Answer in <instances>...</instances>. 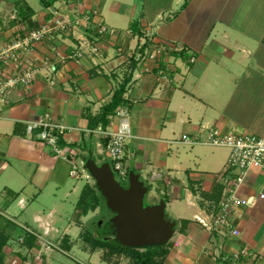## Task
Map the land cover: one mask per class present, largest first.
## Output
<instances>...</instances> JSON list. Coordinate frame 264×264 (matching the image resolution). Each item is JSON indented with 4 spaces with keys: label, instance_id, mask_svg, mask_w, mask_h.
<instances>
[{
    "label": "crops",
    "instance_id": "obj_1",
    "mask_svg": "<svg viewBox=\"0 0 264 264\" xmlns=\"http://www.w3.org/2000/svg\"><path fill=\"white\" fill-rule=\"evenodd\" d=\"M95 10L115 30L101 38L97 63L90 53L80 62L58 61L59 53L74 52L77 36L86 31L79 27L57 34L24 57L38 59L41 66L34 82L0 96L2 204L10 210L16 201L27 218L24 226L48 224L56 243L65 241V254L84 258L79 264H133L125 255L111 256L83 241L91 213L77 205L87 185L97 187L93 170L112 169L106 135L119 123L116 110L128 106L133 129L126 145L129 177L139 176L148 189L146 204L164 201L167 219L175 223L162 264H231L232 254L244 248L264 256V198L238 209V236L211 233L197 222L221 199L219 173L229 150L181 140L183 134L203 140L205 127L211 126L264 134V0H0V48L57 14L75 18ZM151 36L183 50L168 57L167 79L157 71L140 72L134 64ZM125 82L124 102L107 112ZM45 112L66 126L60 143L67 158L31 131L29 122ZM74 164L79 176L71 172ZM261 193L264 165L253 166L238 191L240 197ZM2 213L18 220L19 215ZM112 216L97 220L92 232L96 235ZM18 225L9 229L4 222L0 228L22 235ZM240 264L254 262L242 259Z\"/></svg>",
    "mask_w": 264,
    "mask_h": 264
},
{
    "label": "built area",
    "instance_id": "obj_2",
    "mask_svg": "<svg viewBox=\"0 0 264 264\" xmlns=\"http://www.w3.org/2000/svg\"><path fill=\"white\" fill-rule=\"evenodd\" d=\"M97 10L90 11L82 16L71 18L65 15H55L50 21L33 28L25 33H19L11 39L4 47L0 48V96H4L8 91L17 86L30 85L34 82L37 74L41 71V66L37 65L34 59L29 62L24 57L27 54L34 55L35 46L45 42L52 36L65 32L75 33L77 28L82 27L85 33L77 36L75 50L71 54L58 55V61L64 63L67 59H74L77 62L88 53L92 55L93 61L101 54L100 40L107 33H115L106 23L99 18ZM154 36L149 38L147 47H141L137 55V62L140 72L151 73L157 71L161 78L167 79L170 75L169 67L171 62L168 57L173 52L183 51L174 42L160 39L155 40ZM191 62L196 61V56H189ZM45 66H50V61H44ZM54 83V82H53ZM115 116L119 123L115 130L107 135L106 153L111 161L112 169L121 182L129 178L128 157L126 152L127 142L133 137V129L130 122L131 112L128 106L119 107ZM31 131L37 138L48 145H51L56 154L67 158L65 150L61 147V136L64 134L66 126L61 121H57L50 112L43 113L29 122ZM207 136L203 140L191 138L188 134L182 135V141L193 143L201 142L211 146L227 147L229 157L224 169L219 173V178L223 180L224 192L217 207L204 216H197V222L211 233H221L223 235L238 236L240 228L236 224L238 209L240 207H254L259 198H264V193L258 196L240 197L238 191L246 182L250 169L253 166L264 165V134L255 132L225 131L220 127H205ZM72 174L80 175V169L73 165ZM31 234H36L34 230L26 227ZM37 232V231H36ZM46 233L49 230L45 231ZM38 234V232H37ZM39 235V234H38ZM42 238L41 236L38 239ZM43 240H39L42 242ZM11 242H24V237L12 238ZM47 249L56 247L53 243H45ZM242 259L253 260L254 264L264 263L263 255H256L247 248L235 251L231 257V264H240Z\"/></svg>",
    "mask_w": 264,
    "mask_h": 264
},
{
    "label": "water",
    "instance_id": "obj_3",
    "mask_svg": "<svg viewBox=\"0 0 264 264\" xmlns=\"http://www.w3.org/2000/svg\"><path fill=\"white\" fill-rule=\"evenodd\" d=\"M97 186L113 216L106 223L108 233L127 247L161 245L169 242L176 228L166 216V205L145 204L147 187L139 176H130L124 186L105 165L93 170Z\"/></svg>",
    "mask_w": 264,
    "mask_h": 264
},
{
    "label": "rangeland",
    "instance_id": "obj_4",
    "mask_svg": "<svg viewBox=\"0 0 264 264\" xmlns=\"http://www.w3.org/2000/svg\"><path fill=\"white\" fill-rule=\"evenodd\" d=\"M212 147H221V146H212ZM225 148H227V147H225ZM114 174H115V172H114ZM128 184L129 183L127 181L123 182L124 186H127ZM0 195H1V193H0ZM76 200H78L77 197L70 199V201H72V203H71L72 206L74 205L73 203H75ZM3 202H4V199L0 196V213L3 214L2 213L3 211H7L8 213L10 212L12 216L15 214L19 215V216H17L18 218L17 217L16 218L20 222L16 219H13V218H10V220H8V219H6V217H3V218H0V223L6 222L7 227L10 229V228H12L13 225L17 226L18 224L20 225L21 223H24L26 221L25 219H27V218L24 217V214L22 213L21 209H19L16 206V201H15V203L11 204L10 210L9 209L7 210V208H5L4 204H2ZM146 203H147V197H145V204ZM77 205H78V203H77ZM64 206H65V204H64ZM100 207H102V208H100ZM100 207H97L95 210L89 211L91 213L89 217L94 218V220H91V218H90V220H88V222L86 223L85 228L88 229L89 231H92L95 229V222L97 220H99L103 217L108 218V216L111 214L103 206H100ZM101 210H102V213H100ZM61 211L65 212V209L63 208V209H61ZM18 213H20V214H18ZM31 223H33V222H31ZM24 225H25V223L20 225V229H22L23 234L22 235L17 234L15 236H13V238H18L19 236H23L24 242L23 243L11 242L7 247H5L3 249L4 260L8 264H79L78 263L79 260L84 261V258H78L73 253L65 254V251L63 250V248L65 247V242L62 243V241L60 239V241L57 240V242L59 241V243H56V241H55L56 238H53L54 235L51 234L52 232L50 231L51 229H50V226L48 224L45 223L42 228H40L37 224L26 225V226H24ZM26 227L30 228L31 230H34V232L36 234H31L26 229H23ZM1 229L2 228H0V230ZM35 229L39 235L37 234ZM46 230H49V232L46 233L45 232ZM5 233H8V232L6 231ZM39 236L42 237V238H40L41 240H43L42 242H39V240H40V239H38ZM30 240L33 242V247H29L27 244V242H29ZM83 241H85V240H83ZM44 242L45 243H52V244L54 243L56 245V247H54L52 249H47L44 245ZM80 243L84 244V242H80ZM100 264H105V263L100 262Z\"/></svg>",
    "mask_w": 264,
    "mask_h": 264
},
{
    "label": "trees",
    "instance_id": "obj_5",
    "mask_svg": "<svg viewBox=\"0 0 264 264\" xmlns=\"http://www.w3.org/2000/svg\"><path fill=\"white\" fill-rule=\"evenodd\" d=\"M134 64H137V60H135ZM125 90H126V82L122 84L119 90L115 92L111 103L107 107V112H112L119 105H121L122 102H124L123 94ZM103 119H104L103 122L104 125L107 123V119L105 118ZM100 206H103L104 208H106V210L112 213L108 209L104 196H102L98 188L87 185L78 202V207L83 211L84 214H88L90 210H95L97 207ZM0 218H2L1 214H0ZM105 221L97 229L96 235L92 231L86 230L84 239L92 248L94 249L104 248L107 250V254L111 256L114 254L125 255L134 264H162L163 259L165 258V256L169 251L167 247L168 242L165 244L153 245V246L127 247L123 245L119 239L108 233L106 229ZM12 238L13 236L9 235V233H5V230L2 229L0 230V264H8L4 260L3 249L10 244ZM27 244L29 247H33V242L31 240L27 242Z\"/></svg>",
    "mask_w": 264,
    "mask_h": 264
},
{
    "label": "flooded vegetation",
    "instance_id": "obj_6",
    "mask_svg": "<svg viewBox=\"0 0 264 264\" xmlns=\"http://www.w3.org/2000/svg\"><path fill=\"white\" fill-rule=\"evenodd\" d=\"M111 215H113V214L111 213Z\"/></svg>",
    "mask_w": 264,
    "mask_h": 264
}]
</instances>
